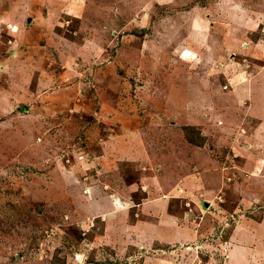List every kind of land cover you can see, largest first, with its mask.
I'll return each instance as SVG.
<instances>
[{"label": "rangeland", "instance_id": "obj_1", "mask_svg": "<svg viewBox=\"0 0 264 264\" xmlns=\"http://www.w3.org/2000/svg\"><path fill=\"white\" fill-rule=\"evenodd\" d=\"M4 2L0 264H264V0Z\"/></svg>", "mask_w": 264, "mask_h": 264}, {"label": "crops", "instance_id": "obj_2", "mask_svg": "<svg viewBox=\"0 0 264 264\" xmlns=\"http://www.w3.org/2000/svg\"><path fill=\"white\" fill-rule=\"evenodd\" d=\"M77 8H79V6H77ZM12 11H13V5H8L5 8L4 0H0V39L1 38L2 39L6 38V39L9 40V42H10V37L14 38V36H12L13 35L12 32H9L8 34H5V35H3L2 32L8 31V28H6V27H9V25H12V26L17 25V23H15L16 22V18L12 17V15L14 14ZM2 29H4V30H2ZM4 36H6V37H4ZM7 53L9 54L10 52H7ZM107 199L108 198H106V200ZM115 212L118 213L117 211H114V213ZM110 215H111V213L107 214V216H110ZM110 221H112V218H110ZM156 239H157L156 241H158L159 240V236H157Z\"/></svg>", "mask_w": 264, "mask_h": 264}, {"label": "water", "instance_id": "obj_3", "mask_svg": "<svg viewBox=\"0 0 264 264\" xmlns=\"http://www.w3.org/2000/svg\"><path fill=\"white\" fill-rule=\"evenodd\" d=\"M24 110V109H23ZM25 111V110H24ZM78 257H82V256H76V258L78 259ZM81 260V259H80Z\"/></svg>", "mask_w": 264, "mask_h": 264}]
</instances>
